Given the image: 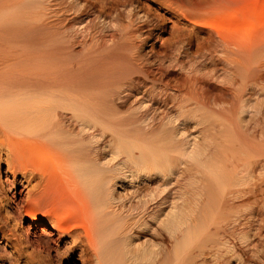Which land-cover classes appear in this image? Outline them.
<instances>
[{"label":"bare ground","instance_id":"1","mask_svg":"<svg viewBox=\"0 0 264 264\" xmlns=\"http://www.w3.org/2000/svg\"><path fill=\"white\" fill-rule=\"evenodd\" d=\"M222 2L168 30L150 0H0L18 259L264 264V0Z\"/></svg>","mask_w":264,"mask_h":264},{"label":"rangeland","instance_id":"2","mask_svg":"<svg viewBox=\"0 0 264 264\" xmlns=\"http://www.w3.org/2000/svg\"><path fill=\"white\" fill-rule=\"evenodd\" d=\"M209 1L208 0H156V1L150 0V2H152V3H156L157 5H160V4L162 5L160 9H161V11L166 13L165 19H168V26H167L168 30L171 26V23L175 19V16L171 15L172 10L173 11L178 10V13L180 11H184L183 13H185V14L189 13L188 15H190V13L191 14L194 13L193 15H195V14L198 15L197 14V12H198L199 13L198 16L202 19L203 18L207 19L208 16L210 17L209 14H211V13L212 14H218V12H220V14H221V11L223 12V9H225V8H226L225 10L227 11V7H228L227 3H226L227 1L226 2H222L223 0H221L220 2L213 1L212 3H215V4H211V3H209ZM206 3H207V5H206ZM217 3H219V5ZM223 3H226L227 7ZM221 5H223V7ZM196 10H197V12H195ZM226 11L223 12L224 17L230 16L229 13L225 14ZM200 15L204 16V17H201ZM221 16L223 17L222 14H221ZM209 17H208V19H209ZM166 36H167V34L165 35V37ZM7 178H8V180L12 179L11 175L7 174L6 164L5 163L0 164V194H1L0 197H1V199H3L2 203L0 204L1 206H6L7 200L11 202L10 199L12 197L13 191H12V189L7 188V185H6ZM15 190H16V193H18V191L20 190V187L19 186L16 187ZM17 199L19 200V197ZM2 215L3 216L5 215V211H2ZM12 224H13V222H10V227H12ZM27 225H30L29 231L31 233L37 232V233H40L41 235H46L47 231H50V229L44 230L45 229V226H44L45 223L44 222H36L35 224L32 225V222L30 221V219L25 218L22 221H20L17 234L24 233V230H25ZM17 227H18V225H17ZM2 231H3V228H0V240H1L0 241V264H31V260L28 257H23L22 260L18 259V257H16L17 251L12 250V249H16V248L10 249L4 244V242H2V240H3V239H1ZM43 233H45V234H43ZM68 241H69L68 237L63 238L62 242L58 243L59 247H62L63 244L65 242L68 243ZM10 251H13V252H10ZM29 251H31V250H28V252ZM53 254H54V252H52V256H53ZM41 257H42V255H41ZM73 260H75L73 264H82L80 258L78 257V252L75 253ZM50 264H64V263H62V262L57 263L54 259H52Z\"/></svg>","mask_w":264,"mask_h":264}]
</instances>
